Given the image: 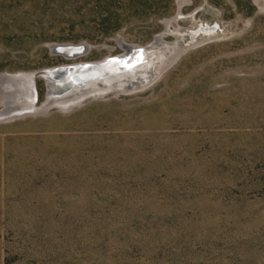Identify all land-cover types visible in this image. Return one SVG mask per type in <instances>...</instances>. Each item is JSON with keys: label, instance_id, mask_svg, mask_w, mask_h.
Here are the masks:
<instances>
[{"label": "rangeland", "instance_id": "1", "mask_svg": "<svg viewBox=\"0 0 264 264\" xmlns=\"http://www.w3.org/2000/svg\"><path fill=\"white\" fill-rule=\"evenodd\" d=\"M156 39L143 89L0 116V264H264V0H0V74Z\"/></svg>", "mask_w": 264, "mask_h": 264}, {"label": "bare ground", "instance_id": "2", "mask_svg": "<svg viewBox=\"0 0 264 264\" xmlns=\"http://www.w3.org/2000/svg\"><path fill=\"white\" fill-rule=\"evenodd\" d=\"M158 39L145 50L131 48L120 41L119 45L126 52V55L121 56L120 59L104 62L97 68L73 69L69 71H66L68 68H63L61 73L55 72L53 73L54 75H45L44 80H42L46 85L47 96L45 105H41L39 108L34 106L35 81L26 76V78L18 82L16 88L9 85L6 89L5 93L9 94V96L13 95L14 101H12L17 106L12 113L35 112L46 108L48 104L63 106L70 100L87 92L99 93L113 86L114 88L124 89L127 84L138 86L148 81L150 77L155 76L158 72V66L167 51L165 46L162 47L159 44ZM81 50L83 51V47L78 52ZM12 88H14V92H12ZM1 113L0 116L4 115V113Z\"/></svg>", "mask_w": 264, "mask_h": 264}, {"label": "water", "instance_id": "3", "mask_svg": "<svg viewBox=\"0 0 264 264\" xmlns=\"http://www.w3.org/2000/svg\"><path fill=\"white\" fill-rule=\"evenodd\" d=\"M81 47H83V51L81 50L80 52H78V50H80ZM132 47L136 48L137 50H139V49L145 50L146 49V48L138 47L135 45H133ZM49 49H50V52L52 54L61 55L67 60H72V59H76V58L83 56L89 50V45L84 43V42H82L78 45H74V44H70V43L51 44V45H49ZM125 55L126 54L121 55V56H125ZM121 56L107 57V58H104L103 60L98 61V62H80V63L70 64V65L55 66V67L45 68V69H41V70H37V71H33V72H28V73H17V74L1 73L0 74V107H1L0 112L4 113V115H10V117H11V116H22V115H27V114L30 115V114H34V113H39V112H46L49 109H51L53 106L58 107L62 110H70L71 108L81 104L82 101L88 97L101 98L104 95H106L112 91H114L116 94H124V93H128V92H134V91L143 89L145 86L152 83L157 78L158 75L150 77L148 79V81L143 82L138 86L127 84L124 87V89L119 88V87L114 88V86H113V87H110L109 89L102 90L99 93H88L87 92L86 94H83L80 97H77V98H74L73 100H70L69 102L65 103L63 106H60L58 104H48L49 106L47 105L46 108L37 110L35 112L12 113V111L17 106L13 102L14 101L13 95L9 96V94L5 93L7 91L6 89L9 85L16 88L18 86V82L20 80L26 78V76H28V78H30L33 81H35V79H43L44 80L45 75H54L53 73H55V72L61 73L63 68H68L66 71L73 70V69L75 70V69L97 68L99 65H102L104 62H110V61H113L114 59H120ZM13 89L14 88H12V92H14ZM9 92H11V91H9ZM34 93H35V91H34ZM35 101H36V94H35ZM42 105H45V101H44V103H42Z\"/></svg>", "mask_w": 264, "mask_h": 264}]
</instances>
